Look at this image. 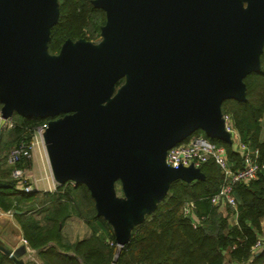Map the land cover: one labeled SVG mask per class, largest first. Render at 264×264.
Here are the masks:
<instances>
[{
  "label": "water",
  "instance_id": "water-1",
  "mask_svg": "<svg viewBox=\"0 0 264 264\" xmlns=\"http://www.w3.org/2000/svg\"><path fill=\"white\" fill-rule=\"evenodd\" d=\"M92 3L106 13L103 43L67 40L51 55L58 0H0L1 117L66 114L44 134L52 174L88 188L123 248L173 182L205 179L194 166L168 167L170 148L198 130L232 144L222 104L245 101L244 78L260 71L264 0ZM118 181L129 202L116 198ZM0 251L26 264L23 244Z\"/></svg>",
  "mask_w": 264,
  "mask_h": 264
},
{
  "label": "trees",
  "instance_id": "trees-1",
  "mask_svg": "<svg viewBox=\"0 0 264 264\" xmlns=\"http://www.w3.org/2000/svg\"><path fill=\"white\" fill-rule=\"evenodd\" d=\"M59 1L60 16L48 42L51 55H58L67 40L96 39L107 20L106 13L95 7L93 0ZM244 82L246 100L225 101L224 113L232 115L243 142L259 148L264 159V143H260L264 68L250 73ZM1 109L0 102V115ZM62 117L64 114L37 118L15 113L13 126L0 132V183L9 185L0 188V210L14 213L23 236L45 264H113L114 260L117 264H264V240L260 237L264 219V173L249 184L236 186L238 224L230 226L228 218L209 199L219 189L220 170L214 161L204 164L200 169L205 179L173 182L156 209L133 227L129 243L119 251L109 244L116 242L114 230L98 216L95 201L84 184L66 182L55 192H26L21 187L31 185L30 180L15 179L12 172L14 168L30 170L32 161L23 156L12 165L10 153L22 144H29L36 127ZM211 141L224 146L229 158L240 163L241 154L232 145L217 139ZM186 201L195 202L194 214L199 221L196 226L182 212ZM229 212H233L231 208ZM73 214L86 222L92 235L71 245L64 240L62 227ZM260 239L262 249L253 252ZM0 264L16 263L0 251Z\"/></svg>",
  "mask_w": 264,
  "mask_h": 264
},
{
  "label": "built area",
  "instance_id": "built-area-1",
  "mask_svg": "<svg viewBox=\"0 0 264 264\" xmlns=\"http://www.w3.org/2000/svg\"><path fill=\"white\" fill-rule=\"evenodd\" d=\"M225 130L230 134L232 146L234 151L241 154L243 165L234 168L231 159L224 146L217 144L204 135H196L190 141H183L167 151L165 163L168 167L178 169L180 167L201 168L204 164L214 161L222 175L218 191L209 199L212 205L216 206L222 211L231 208L233 212H237L238 198L236 196V186L238 184H249L258 179L261 173H264V159H261V151L257 147H251L243 142L235 122L231 114L223 113ZM0 123L2 129L5 127H12V119L4 121L0 115ZM48 124L38 126L34 129L33 139L29 144H22L19 148H15L10 153V163L14 165L21 157L32 158V152L35 150V145L39 140L44 143V134ZM45 145V143H44ZM26 170L14 168L12 176L15 179H26ZM26 192H34L36 188L32 185H25L21 187ZM194 201H186L183 204V214L190 218L193 224H198V218L194 214ZM21 244L26 246L27 253H34L35 250L31 248L25 238L21 240ZM111 246H116L121 249L117 242H110ZM263 247V241L260 239L254 247V251H259Z\"/></svg>",
  "mask_w": 264,
  "mask_h": 264
},
{
  "label": "crops",
  "instance_id": "crops-1",
  "mask_svg": "<svg viewBox=\"0 0 264 264\" xmlns=\"http://www.w3.org/2000/svg\"><path fill=\"white\" fill-rule=\"evenodd\" d=\"M260 143H264V124L262 123V131L260 135ZM34 153V152H33ZM46 154V152H45ZM46 157V156H45ZM32 165L42 167L39 174H35L34 180H30V176L26 175V179L30 180V184L36 188V191L43 192H55L60 186L51 171L50 166L46 168L42 166L43 158L40 155V152L36 151L32 156ZM234 168H237L243 165V160L241 158L240 163L232 160ZM36 169V167H35ZM31 170V169H30ZM229 212V208L226 211H222L223 215L228 218L230 226H235L238 224V215L235 212ZM262 232L260 237L264 240V219L261 221ZM62 235L66 243L75 244L78 241L85 240L91 237L92 231L86 222L80 218L78 215L73 214L70 216L64 226L62 227ZM25 238L23 236L22 229L16 217L7 212L0 210V242L6 248L10 250H16L20 247L21 240ZM110 242V241H109ZM53 246V244H51ZM253 252H255L253 250ZM26 264H45L42 258L38 255V252L35 250L34 253H28L26 257ZM252 259V258H251ZM240 264V263H237Z\"/></svg>",
  "mask_w": 264,
  "mask_h": 264
},
{
  "label": "rangeland",
  "instance_id": "rangeland-1",
  "mask_svg": "<svg viewBox=\"0 0 264 264\" xmlns=\"http://www.w3.org/2000/svg\"><path fill=\"white\" fill-rule=\"evenodd\" d=\"M58 3H59V7H60V1L58 0ZM245 5L247 4L246 2L244 3ZM89 34V36H91V32H89L88 33ZM97 36V38L96 39H84L85 41H87V42H90L91 44H93V45H95L96 47H99L102 43H103V41H104V37H103V35H102V30L100 31V33H98V35H96ZM95 36V37H96ZM74 43H76V42H74ZM264 53V52H263ZM264 68V55H262L261 56V58H260V70H262ZM244 84H245V82H244ZM245 88H246V84H245ZM226 110H227V102H225L224 104H222V112L224 113V112H226ZM13 117H14V115H13ZM12 117V118H13ZM11 118V119H12ZM261 123H263L264 124V116H263V118L261 119ZM200 133H202V135L204 134V136L205 137H207L206 135H205V133L202 131V132H199V130L197 131V132H195L192 136H190L189 138H187L186 140H184V141H190L191 139H193L196 135H198V134H200ZM208 138V137H207ZM208 139H210V140H212V138H208ZM35 150L33 151L34 153L37 151H39L40 152V155L42 156V158H43V164H42V166H45L46 168L48 167V165L50 166V163H49V158H48V156L45 154V152H46V149H45V145H44V143L43 142H41V140H39L38 141V143L35 145V148H34ZM32 152V156H33V153ZM46 156V157H45ZM31 160H32V158H31ZM11 164V163H10ZM35 167H36V169H35ZM50 168H51V166H50ZM40 169H42V167H38V166H33L32 165V168H31V170H29V169H27L26 170V175H28V176H30V180H34V176H35V174H39L40 173ZM114 189H115V194H116V198L119 200V201H121V202H129L130 200H131V198L129 197V196H127L126 194H125V192H124V190H123V186H122V183L120 182V181H118V182H116V184H115V187H114ZM158 204V203H157ZM227 210V209H226ZM225 210V211H226ZM7 213H9V214H11V215H14V213L12 212V213H10V212H7ZM149 212H147V211H145L143 214H144V217H146V215L148 214ZM0 244H2L1 242H0ZM3 245V244H2Z\"/></svg>",
  "mask_w": 264,
  "mask_h": 264
},
{
  "label": "flooded vegetation",
  "instance_id": "flooded-vegetation-1",
  "mask_svg": "<svg viewBox=\"0 0 264 264\" xmlns=\"http://www.w3.org/2000/svg\"><path fill=\"white\" fill-rule=\"evenodd\" d=\"M248 4V3H247ZM247 4L245 5V6H247ZM263 52H264V47H263ZM262 52V54H261V56L262 55H264V53ZM261 56H260V58H261ZM126 80H127V77H123L121 80H120V82L118 83V85H117V89L116 90H118L123 84H125L126 83ZM66 114H64V116H65ZM63 118V117H62ZM58 119H60V118H56V119H54V120H52V121H56V120H58ZM51 122V121H50Z\"/></svg>",
  "mask_w": 264,
  "mask_h": 264
},
{
  "label": "bare ground",
  "instance_id": "bare-ground-1",
  "mask_svg": "<svg viewBox=\"0 0 264 264\" xmlns=\"http://www.w3.org/2000/svg\"><path fill=\"white\" fill-rule=\"evenodd\" d=\"M48 155V154H47ZM49 158V157H48ZM49 163H50V160H49ZM50 166H51V164H50ZM51 169H52V167H51Z\"/></svg>",
  "mask_w": 264,
  "mask_h": 264
}]
</instances>
